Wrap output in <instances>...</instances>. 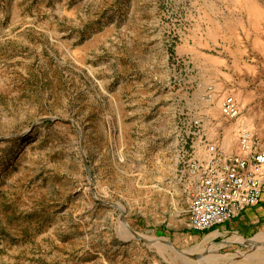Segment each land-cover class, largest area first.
Listing matches in <instances>:
<instances>
[{
    "label": "rangeland",
    "instance_id": "1",
    "mask_svg": "<svg viewBox=\"0 0 264 264\" xmlns=\"http://www.w3.org/2000/svg\"><path fill=\"white\" fill-rule=\"evenodd\" d=\"M2 30L0 137L64 122L0 142V264H68L93 232L81 264H264V245L190 225L212 160L241 156L245 129L264 151V0H0ZM216 94L238 114L215 116ZM66 205L85 238L46 232Z\"/></svg>",
    "mask_w": 264,
    "mask_h": 264
},
{
    "label": "bare ground",
    "instance_id": "2",
    "mask_svg": "<svg viewBox=\"0 0 264 264\" xmlns=\"http://www.w3.org/2000/svg\"><path fill=\"white\" fill-rule=\"evenodd\" d=\"M219 97L216 94L213 99L211 98V102H208L209 107L215 105L211 109V111L214 110L215 116L219 115L218 111L223 101V99L219 100ZM237 110L232 97L225 99L222 105L224 115L233 117L238 114ZM248 131L245 129L240 137L243 152L241 156H233L224 160L214 158L212 163L205 168L190 207L192 229L202 232L209 231L235 218L245 208L255 206L259 202L264 180V151L252 149L251 134ZM228 132L225 149L229 153L233 148L234 138L232 128H229ZM238 238H236L237 242H245ZM260 238L261 236H258L253 240L252 246L264 245V239ZM158 246L161 248L162 244L158 243ZM232 257L219 253L210 255V258L215 260V264L224 263V261L226 264H232L230 262Z\"/></svg>",
    "mask_w": 264,
    "mask_h": 264
},
{
    "label": "water",
    "instance_id": "3",
    "mask_svg": "<svg viewBox=\"0 0 264 264\" xmlns=\"http://www.w3.org/2000/svg\"><path fill=\"white\" fill-rule=\"evenodd\" d=\"M86 3V2H84ZM51 17L55 18L54 17V13L53 11L51 12ZM7 36V32L5 30H2V32L0 33V40L5 38ZM58 70L63 73L64 72V68L63 66H61L59 64V61H58V66H57ZM49 97H50V94L49 93H46L45 95V102H47L49 100ZM57 120H60V121H63V119H60V118H55V117H41L39 118L38 120H36L31 128L29 129V131L27 132H24L22 134H18V135H6V136H3V137H0V142L2 141H5V140H8V139H13V138H22V137H25L30 131H32L35 127L41 125L42 123L44 122H47V121H57ZM69 123H71L75 128L76 130L78 131L79 133V138H80V146H81V151H82V154H83V161L85 163V167H86V170H87V174H88V177H89V180L91 181V172H90V169L87 165V161H86V157H85V154L83 153V137H82V133H81V130L80 128L77 126V124L74 122V121H69ZM95 201L97 203H99L100 205H102L103 207H107V208H112V209H119L121 211V217H120V220L122 221L123 225L126 227V229L130 232V234L133 236V238L139 242H142L144 243L147 247L151 248V246L153 245L152 243H160L162 244L163 246H171L172 248L174 247L172 245V243L165 239V238H156L154 239L153 241H149L147 239H145V237L135 231H133L129 225L127 224L126 220H125V217H124V211L121 207H119L118 205L116 204H113V203H109V202H106V201H103V200H99L97 198H95ZM95 207L93 206L91 209L93 210ZM90 209V210H91ZM77 208L76 207H73L72 205H66L64 207H62L60 210H59V214L62 216V220L61 222H59L58 226L56 227V224L52 227V229L46 231L48 232V235L52 236V234H55V230H56V233L58 232H61V233H64V232H68L72 235L73 238H85V236L87 235V232L85 230L82 229L81 227V218L82 217H78L76 215V212H77ZM92 214L93 212L90 211V212H87V216H90L92 217ZM95 233V234H94ZM93 238L97 239V234L96 232H93ZM42 238V237H41ZM41 238H39L38 240L35 241V245L37 247H42V242H41ZM88 237H86L87 239ZM93 238H90V240H92ZM86 241V243L83 245V247L79 248L77 250V252L75 253V258H76V261L73 259L72 262L68 263V264H81L79 263L80 261L84 260V257H86L87 255H89V246H90V242L91 241ZM247 242L249 243H253V239H250V240H246ZM227 244H231V243H227ZM114 247H119L120 245L118 243H114L113 244ZM242 246H246L244 244H241ZM256 246V245H255ZM255 246H252L250 245V248L253 249L255 248ZM43 248V247H42ZM209 254V251H206V253L204 255H207ZM29 255V254H27ZM187 256L188 259L192 260V261H201L202 258H203V255H190V254H185ZM239 256L241 257H245L246 254L244 255H241L239 254ZM41 260L43 261H46V257H42L41 256ZM234 260L236 259H232L230 262H234ZM88 262H91L90 264H100V262L97 260L95 261L93 258L92 259H89ZM0 263H2L0 261ZM66 263V262H65ZM22 264H24V262H22ZM67 264V263H66Z\"/></svg>",
    "mask_w": 264,
    "mask_h": 264
},
{
    "label": "crops",
    "instance_id": "4",
    "mask_svg": "<svg viewBox=\"0 0 264 264\" xmlns=\"http://www.w3.org/2000/svg\"><path fill=\"white\" fill-rule=\"evenodd\" d=\"M218 237L250 240L256 236H264V187L262 196L255 206L247 207L235 218L212 229ZM236 243H239L236 241Z\"/></svg>",
    "mask_w": 264,
    "mask_h": 264
}]
</instances>
